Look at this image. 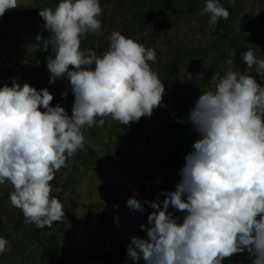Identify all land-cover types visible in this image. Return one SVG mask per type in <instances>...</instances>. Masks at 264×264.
Masks as SVG:
<instances>
[{
  "label": "clouds",
  "instance_id": "1",
  "mask_svg": "<svg viewBox=\"0 0 264 264\" xmlns=\"http://www.w3.org/2000/svg\"><path fill=\"white\" fill-rule=\"evenodd\" d=\"M19 7V0H0V18ZM103 11L100 0H59L55 9L39 11L50 35L36 40L53 54L47 57L49 82H70L71 115L52 106L48 88L15 78L0 87V185H12L11 205L37 228L65 218L50 182L84 148L86 128L103 127L105 118L127 126L166 107L165 84L151 67L155 48L115 30L102 55L82 49L89 34L102 32ZM200 15L215 26L230 13L219 0H206ZM233 56L234 50L220 66L222 75L214 73L215 90L199 95L189 113L200 138L184 158L175 190L164 192L162 201L159 194L155 201L135 194L127 200L131 210L153 209L140 225L147 238L132 236L127 246L136 264H223L245 253L251 264H264V86L250 74L253 67L264 74V59L249 48L242 53L249 73H242L233 70ZM170 207L184 213L182 222ZM8 250L10 242L0 236V255Z\"/></svg>",
  "mask_w": 264,
  "mask_h": 264
},
{
  "label": "rangeland",
  "instance_id": "2",
  "mask_svg": "<svg viewBox=\"0 0 264 264\" xmlns=\"http://www.w3.org/2000/svg\"><path fill=\"white\" fill-rule=\"evenodd\" d=\"M58 2L19 0V8L0 18V87L11 86L15 78L21 85L27 82L37 90L48 88L54 97L52 106L59 104L71 115L74 94L70 82L66 77L49 82L47 57L53 54L36 40L37 34L44 39L50 35L39 11L55 9ZM219 2L230 9L226 31L211 26L209 15H200L206 0H100L103 30L99 35L89 34L82 41V49L102 55L115 30L145 47L155 48L157 62L151 67L165 83L166 107L127 126L105 118L103 127L85 129L84 148L69 158L68 167L56 172L50 182L51 195L62 202L65 214L63 221L51 228L26 224L21 210L10 203L12 185H0V236L10 242V250L0 255V264H105L89 258L63 262L59 253L46 258H41L40 253L50 232L57 235L61 249L72 247V253L77 255L108 249L110 238L93 236L95 218L106 192H119L113 237L128 241L132 236L147 238L140 225H147L153 209L145 204L143 213L131 210L127 200L135 194L142 202L155 201L159 194L162 201L164 192L174 191L181 177L165 159L172 153L179 133L186 135L188 147L200 138L188 120L199 94L184 88L183 81L192 79L203 84L205 91L215 90L218 81L212 80L214 73L222 75L220 66L230 52L243 46L254 49L257 58L264 59V0ZM233 70L241 72L234 65ZM250 74L264 86V74L257 75L255 70ZM65 92L67 95L62 96ZM168 211L182 222L184 213L171 207ZM223 264L251 262L245 253Z\"/></svg>",
  "mask_w": 264,
  "mask_h": 264
},
{
  "label": "trees",
  "instance_id": "3",
  "mask_svg": "<svg viewBox=\"0 0 264 264\" xmlns=\"http://www.w3.org/2000/svg\"><path fill=\"white\" fill-rule=\"evenodd\" d=\"M230 12L228 5L224 6ZM228 25V19L223 20L221 19L217 24L218 29H225ZM248 48L246 46L240 47L235 51V56L232 57L234 61V67L236 69H240L242 73H249V69L247 68L246 64L243 62L242 53L247 51ZM255 67L250 70V72L254 71ZM163 83L164 81L161 80ZM165 84V83H164ZM184 88H191L197 94L201 95L202 93L206 92L204 89L203 84L188 79L183 81ZM183 108V107H182ZM187 137L179 133L177 135L176 145L173 148L172 153L165 159L167 164H170L171 167L174 168L176 173H179L181 168L184 166L185 163V156L191 152L193 149L192 147L187 146ZM107 196L105 201H103L98 210V214L96 215V221L93 226V236L95 239H100L102 237H108L109 240V248L102 251H95L92 253L84 254V255H77L72 253V247H69L68 250L61 249L59 243L57 242V235L53 232H50L47 235V243L43 244L42 251L40 253L41 258L46 257H54V253L60 254V260L63 262H71L74 263L78 259H85L89 258L93 261H102L105 264H119L120 260L123 261V264H132L135 263L130 257L127 256V246L130 241L127 239H118L114 238L113 234L116 230V213H117V205L119 200V192H106ZM21 217L23 214L21 213ZM36 231H38L36 229ZM139 264H144L143 260L139 262Z\"/></svg>",
  "mask_w": 264,
  "mask_h": 264
},
{
  "label": "water",
  "instance_id": "4",
  "mask_svg": "<svg viewBox=\"0 0 264 264\" xmlns=\"http://www.w3.org/2000/svg\"><path fill=\"white\" fill-rule=\"evenodd\" d=\"M91 152H92V151H89V154H88L89 156L91 155Z\"/></svg>",
  "mask_w": 264,
  "mask_h": 264
}]
</instances>
